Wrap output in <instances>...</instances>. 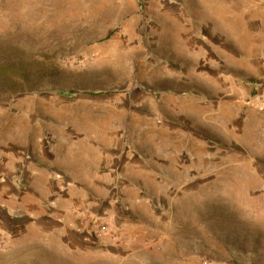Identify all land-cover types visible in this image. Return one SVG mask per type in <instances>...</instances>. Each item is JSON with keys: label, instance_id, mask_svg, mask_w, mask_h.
Instances as JSON below:
<instances>
[{"label": "rangeland", "instance_id": "1", "mask_svg": "<svg viewBox=\"0 0 264 264\" xmlns=\"http://www.w3.org/2000/svg\"><path fill=\"white\" fill-rule=\"evenodd\" d=\"M65 143L130 164L83 244ZM0 264H264V0H0Z\"/></svg>", "mask_w": 264, "mask_h": 264}, {"label": "crops", "instance_id": "2", "mask_svg": "<svg viewBox=\"0 0 264 264\" xmlns=\"http://www.w3.org/2000/svg\"><path fill=\"white\" fill-rule=\"evenodd\" d=\"M64 146V150L59 153L58 149L55 148L56 146L53 150L50 149L52 159L49 161V165H44L45 172L40 173V175L41 178L44 177V180L49 182L64 183V210L58 209V199L55 197L50 200L48 210L49 213H52L50 216L60 217L64 221V227L67 230L70 229L81 236L78 243L83 244L88 242L83 233H87L90 228L94 229L96 228L95 225L106 220L111 223L117 219L124 223L123 218L131 219V212L124 211L123 208L115 205L112 198L106 200L104 197L96 195L92 189L85 188L82 183L129 182L131 178L127 176L130 174V164L120 163L118 152L116 155H106L103 148H98L94 149L95 151L90 149L91 152L86 153L83 151L85 149L79 150V147L73 146V144L65 143ZM106 158L111 159V161L107 162ZM29 172L31 171L25 168L22 173L19 172L22 182L28 179ZM40 180L38 179V181ZM58 186L61 190V185ZM55 191L57 192L56 189ZM125 202L129 206L131 198H125ZM106 203L110 207L109 211L105 209ZM118 215L120 216L118 217ZM70 244L72 245V243Z\"/></svg>", "mask_w": 264, "mask_h": 264}, {"label": "bare ground", "instance_id": "3", "mask_svg": "<svg viewBox=\"0 0 264 264\" xmlns=\"http://www.w3.org/2000/svg\"><path fill=\"white\" fill-rule=\"evenodd\" d=\"M207 237H208V236H207ZM203 241H204V240H203ZM203 241H202V242H203ZM201 251H203V250H201Z\"/></svg>", "mask_w": 264, "mask_h": 264}]
</instances>
